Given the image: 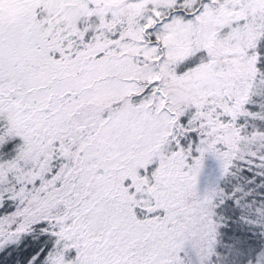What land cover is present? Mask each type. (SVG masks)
<instances>
[{
  "label": "snow or ice",
  "instance_id": "6c2138e0",
  "mask_svg": "<svg viewBox=\"0 0 264 264\" xmlns=\"http://www.w3.org/2000/svg\"><path fill=\"white\" fill-rule=\"evenodd\" d=\"M0 264H264V0H0Z\"/></svg>",
  "mask_w": 264,
  "mask_h": 264
}]
</instances>
